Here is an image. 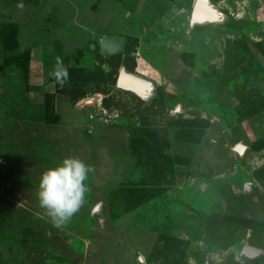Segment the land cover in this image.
Returning <instances> with one entry per match:
<instances>
[{
  "label": "rangeland",
  "instance_id": "obj_1",
  "mask_svg": "<svg viewBox=\"0 0 264 264\" xmlns=\"http://www.w3.org/2000/svg\"><path fill=\"white\" fill-rule=\"evenodd\" d=\"M206 1L0 0V264H264V0Z\"/></svg>",
  "mask_w": 264,
  "mask_h": 264
},
{
  "label": "clouds",
  "instance_id": "obj_2",
  "mask_svg": "<svg viewBox=\"0 0 264 264\" xmlns=\"http://www.w3.org/2000/svg\"><path fill=\"white\" fill-rule=\"evenodd\" d=\"M55 75L61 85L67 82V69H60ZM90 171L84 161L69 157L42 173L37 197L55 226L66 224L80 210L89 191L85 181Z\"/></svg>",
  "mask_w": 264,
  "mask_h": 264
},
{
  "label": "water",
  "instance_id": "obj_3",
  "mask_svg": "<svg viewBox=\"0 0 264 264\" xmlns=\"http://www.w3.org/2000/svg\"><path fill=\"white\" fill-rule=\"evenodd\" d=\"M205 4L207 5L206 11L203 14H201L202 13L200 11L201 10V1L196 0L195 4L193 6V9H192V13H191L192 22L202 21V20L207 19L208 17H215V12H214L212 6L209 5L208 3H205ZM127 76L128 75L124 71L123 72L121 71L119 78H118V84L121 86H125V87H135L138 84V81L132 77H128V79H126ZM242 251H243V253L248 254L252 251V249L247 244H245L243 246Z\"/></svg>",
  "mask_w": 264,
  "mask_h": 264
},
{
  "label": "bare ground",
  "instance_id": "obj_4",
  "mask_svg": "<svg viewBox=\"0 0 264 264\" xmlns=\"http://www.w3.org/2000/svg\"><path fill=\"white\" fill-rule=\"evenodd\" d=\"M200 1H201V10L200 11L202 12L201 14H203L206 11V8H207V5L205 3H208V2L206 0H200ZM195 2H196V0H195ZM195 2H194V4H195ZM128 77H130V75H128L126 77V79H128Z\"/></svg>",
  "mask_w": 264,
  "mask_h": 264
}]
</instances>
